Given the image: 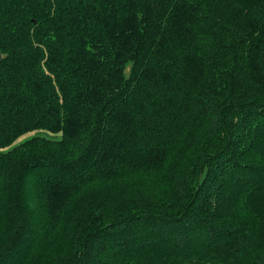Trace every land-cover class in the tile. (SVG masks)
I'll use <instances>...</instances> for the list:
<instances>
[{
    "label": "trees",
    "instance_id": "obj_1",
    "mask_svg": "<svg viewBox=\"0 0 264 264\" xmlns=\"http://www.w3.org/2000/svg\"><path fill=\"white\" fill-rule=\"evenodd\" d=\"M0 52V264H264V0H0Z\"/></svg>",
    "mask_w": 264,
    "mask_h": 264
},
{
    "label": "rangeland",
    "instance_id": "obj_2",
    "mask_svg": "<svg viewBox=\"0 0 264 264\" xmlns=\"http://www.w3.org/2000/svg\"><path fill=\"white\" fill-rule=\"evenodd\" d=\"M42 133V132H41ZM32 134H34V132H31V133H29V134H27V136H30V135H32ZM49 136H55L54 134H51V135H49ZM56 137H58V136H56ZM75 235V233L73 234V236ZM70 245L71 246H73V244H72V242L70 241Z\"/></svg>",
    "mask_w": 264,
    "mask_h": 264
},
{
    "label": "water",
    "instance_id": "obj_3",
    "mask_svg": "<svg viewBox=\"0 0 264 264\" xmlns=\"http://www.w3.org/2000/svg\"><path fill=\"white\" fill-rule=\"evenodd\" d=\"M1 60H2V54H1V52H0V62H1Z\"/></svg>",
    "mask_w": 264,
    "mask_h": 264
}]
</instances>
